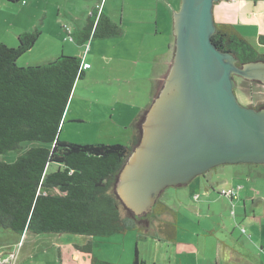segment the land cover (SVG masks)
<instances>
[{"label": "trees", "instance_id": "obj_1", "mask_svg": "<svg viewBox=\"0 0 264 264\" xmlns=\"http://www.w3.org/2000/svg\"><path fill=\"white\" fill-rule=\"evenodd\" d=\"M20 0H8L16 3ZM122 27L94 9L84 28L68 35L79 46L119 38ZM39 28L18 36V46L0 42V155L32 143L12 163L0 162V232L107 238L150 228L147 216L136 217L116 193L119 175L140 144L146 113L133 125L130 145L76 144L60 139L67 105L84 77L82 58L61 55L40 66L19 60L38 42ZM212 42L222 53L246 64L264 62L232 25L216 23ZM264 46V36L259 37ZM255 109H264V105ZM168 207L161 200L154 216ZM1 246V243H0ZM92 255L93 243L76 246ZM90 264H109L92 258ZM133 264H145L136 259Z\"/></svg>", "mask_w": 264, "mask_h": 264}, {"label": "rangeland", "instance_id": "obj_2", "mask_svg": "<svg viewBox=\"0 0 264 264\" xmlns=\"http://www.w3.org/2000/svg\"><path fill=\"white\" fill-rule=\"evenodd\" d=\"M80 1L78 2L79 7ZM222 1L220 4H216V10L226 0ZM181 3L182 0L108 1L106 10H111L114 22L122 27L124 38H114L118 41L122 39L121 42H117L118 44L115 47H113L114 44H109V50H111L109 54L114 58L112 64L114 73L106 86L109 90L106 91L102 87L106 81L100 82L97 85L98 90L96 92L98 93L95 94L91 90L92 87H95V83H90L86 87L89 89L90 100L80 104L79 114L87 117L86 121L91 122L93 120L91 115L95 112L97 105L102 104L105 98L108 97L111 101L117 100V111L118 113H123L124 117L123 119L118 117V126L98 127L85 125L86 122L71 121V119L66 122L65 129L60 134L62 141L81 145H130L133 133H135L132 121L138 120L140 116L147 113L158 99L168 77L167 75L170 74L173 67L177 44L174 12H180ZM20 4L21 2L10 3L8 0L0 3V38L4 39V41L7 40L9 45L6 46L10 48L18 46V37H15L18 33L17 30L19 28L20 32H22L21 27L29 21L24 15H21L19 20L15 18L16 11L22 7L18 6ZM4 8H15L16 10L9 14ZM13 25L17 29L12 27ZM6 34H9V39H5ZM249 39L255 45V40L253 38ZM12 40L15 43H12ZM95 42L101 43V41L97 40ZM12 44H15V47H11ZM43 46L45 47V45ZM262 47L264 46L262 45ZM81 48L84 51L86 50V46H81ZM33 54H37V51L34 50ZM26 55L19 60L21 66L30 59ZM121 59L125 61L124 66L121 64ZM234 80L235 87H238L240 85L238 80H241V78L235 77ZM83 85L84 82L82 83ZM256 90H259V88ZM235 92L239 100L237 95L240 92L239 87L235 88ZM257 98L258 94L255 95V99ZM101 112L99 111L98 113L100 114ZM145 121L144 119L142 125ZM140 134L141 141L144 134L142 126ZM30 145L32 143L26 142L17 150L0 155V162H14ZM138 146L139 144L133 152ZM216 171H218V174H216ZM216 171L211 172L215 185L221 184V187H223V182H229L233 179H236L238 183L260 180V189L264 192V163L225 164L219 166ZM160 200L168 207L165 213L162 211L159 213L161 215L165 214L164 218L161 219L163 223H173L175 213L179 212L178 215L181 218L184 216L195 217V220L201 221L202 224L197 227L200 232L206 229L207 224L212 226V221L206 216L204 207L200 212H191L196 204L205 200L204 193H202L200 187L195 189L190 186L170 187L164 191ZM231 210L232 208H228V210L218 208L215 210V215H218L217 219L220 221L218 235H227L231 244L228 245L229 248L257 249L262 242L264 243V239L259 244V232L255 233L249 226L240 225L239 223V225H234L231 218ZM152 218H154L153 215H147V219ZM167 227L165 225L162 231L165 232ZM139 235L143 236L144 239L140 238ZM161 235L155 231V228H148V230H143L142 232L132 231L128 234L107 238H90L91 240L89 241L93 243V252L92 255L82 253V264H90L92 258L109 264H133L136 252L139 253V250L141 251V256L138 254L139 258H144L147 264H154L155 262L158 264H172L169 262V257L172 256L170 249H173V244ZM252 235H255V239L252 238ZM84 238L75 235L56 236L52 234H28L20 237L9 231H1L0 264H78V262L74 263L75 261L69 253L71 249L76 252V246H83L89 242L84 240ZM63 253L64 256L62 257ZM175 263L176 259L173 256V264Z\"/></svg>", "mask_w": 264, "mask_h": 264}, {"label": "water", "instance_id": "obj_3", "mask_svg": "<svg viewBox=\"0 0 264 264\" xmlns=\"http://www.w3.org/2000/svg\"><path fill=\"white\" fill-rule=\"evenodd\" d=\"M221 0H182L174 12L176 55L143 136L120 172L116 193L136 217L152 212L170 187L189 184L213 167L264 163V109L239 104L235 77L264 84V64L242 68L212 42Z\"/></svg>", "mask_w": 264, "mask_h": 264}, {"label": "crops", "instance_id": "obj_4", "mask_svg": "<svg viewBox=\"0 0 264 264\" xmlns=\"http://www.w3.org/2000/svg\"><path fill=\"white\" fill-rule=\"evenodd\" d=\"M3 1L5 0H0V3ZM108 1L81 0L80 7L78 6L79 0L19 1L21 4L18 6L22 7L16 11L15 18L19 20L20 16L24 15L29 21L21 27L22 32L18 28L17 36L14 34L15 37L26 32H32L37 28L41 30L38 42L27 55L25 54L30 59L27 62L25 61L24 65L22 64L23 66L45 65L61 55L82 58L83 64L90 65L85 70L84 77L76 83L74 91H72L73 94L67 105L61 133L65 129L66 122L71 119V121L86 122L85 125L98 127L118 126V117L122 119L124 117L123 113H118L117 111V100L111 101L108 97L105 98L102 104L97 105L95 112L91 115L93 118L91 122L86 121L87 117L79 114L80 104L90 100V96L88 95L89 89L86 88L90 83H95V87L91 89L95 94L98 93L96 92L98 90L97 85L100 82L106 81L102 87L106 91L109 90L106 86L114 73L112 65L114 58L109 54L111 53L109 44H114L113 47H115L118 44L117 42H121L122 39H120L121 41L117 40L119 38L97 40L101 41V43H96L95 40L90 41L85 45L86 50L84 51L81 46L68 37V32L71 34L87 25L92 11L97 9V7L101 8L102 14H105L114 21L111 10H106ZM215 8L214 19L216 23L234 26L240 35L260 54L264 55V47L259 42V37L264 36V0H226L217 10ZM4 10L11 14L16 9L4 8ZM12 27L15 26L13 25ZM15 29L17 28L15 27ZM120 38H124V35ZM249 38L255 40V45ZM5 39H9V34H6ZM0 41L5 45H9L7 40L4 41V39L0 38ZM12 43L15 42L12 40ZM11 47H15V44H12ZM34 50L37 51V54H33ZM120 61L122 66H124L125 61L123 59ZM262 63L264 64V62ZM240 78L241 80H238L240 92L237 93L239 103L244 107L254 109L264 105V84L254 79ZM83 82L84 85L82 86ZM238 87L235 88L237 89ZM257 88L259 90H256ZM257 94L258 98L255 99V95ZM99 111L102 112L99 114ZM136 120L132 121L133 125ZM60 139H62L61 135ZM245 183H238L236 179H233L229 182H223V187H221V184L215 185L212 182L199 186L196 184L190 186L194 189L200 187V190L204 193V202L196 204L191 212H200L204 207L206 216L212 221V226L207 224L206 229L208 230L205 229L200 232L197 227L202 222L195 220V215L193 216L194 218L186 216L181 218L178 215L179 212L175 213L173 223L162 222L161 219L164 218L165 214L148 219L150 228H155L158 234H162L168 242L173 244V249H170L172 252V256L169 257L170 263L173 264L174 256L176 259L175 264H264V243H261L264 239V192L260 189V180H250V182L245 181ZM230 189L236 191V197L232 198L222 195L221 191ZM162 203L166 205L164 202ZM218 208H222V210L232 208L231 218L234 225H246L253 229L255 233L259 232V244L261 243V245L257 249L250 250L229 248L228 245L231 244L228 241L227 235H218L220 221L217 219L218 215H215V210ZM165 225L168 227L163 232L162 228ZM139 237L144 239L141 235ZM252 238L255 239V235H252ZM84 240L89 241L91 239L85 237ZM140 252V250L139 253L136 252L138 258L141 256ZM69 254L74 259L75 262L72 260L74 263H83L81 252H75L71 249ZM139 260L147 262L144 258H139ZM154 264L158 263L155 262Z\"/></svg>", "mask_w": 264, "mask_h": 264}, {"label": "flooded vegetation", "instance_id": "obj_5", "mask_svg": "<svg viewBox=\"0 0 264 264\" xmlns=\"http://www.w3.org/2000/svg\"><path fill=\"white\" fill-rule=\"evenodd\" d=\"M175 55H176V53H175ZM175 55H174V59H175ZM173 62H174V60H173ZM237 66V65H236ZM168 76V75H167ZM234 91H235V88H234ZM249 108V107H248ZM254 109V108H253ZM255 111H260V109H254ZM262 110V109H261ZM225 165V164H224ZM221 166V165H220ZM218 167L219 166H216V167H213V168H211L210 170H208L205 174H203V175H200V176H198L197 178H195L194 180H192V182H190L189 184H185V185H180V186H178V187H175V188H179V187H187V186H193V185H197V186H199V185H204V184H208V183H210V182H212V183H214V177H213V175H211L212 173L211 172H213V171H216V170H218ZM216 174H218V171H216ZM217 176V175H216ZM217 178V177H216ZM164 193V192H163ZM163 193L160 195V197H159V199L158 200H156V201H159L160 199H161V197H162V195H163ZM156 204V203H155ZM155 207V206H154ZM148 216H151V215H153L152 214V212L151 213H149V214H147ZM146 215V216H147ZM154 216V215H153ZM147 218V217H146Z\"/></svg>", "mask_w": 264, "mask_h": 264}, {"label": "built area", "instance_id": "obj_6", "mask_svg": "<svg viewBox=\"0 0 264 264\" xmlns=\"http://www.w3.org/2000/svg\"><path fill=\"white\" fill-rule=\"evenodd\" d=\"M97 10H98V14H100L101 13V8L97 7ZM68 34H70V32H68ZM89 67H90L89 64H83L82 65V69L84 71L87 70ZM221 193H222V195L229 196V197H232V198L236 197V191H233L232 189L223 190V191H221Z\"/></svg>", "mask_w": 264, "mask_h": 264}]
</instances>
